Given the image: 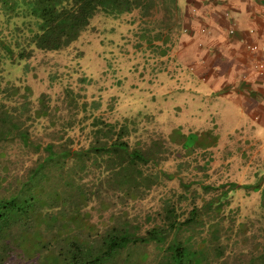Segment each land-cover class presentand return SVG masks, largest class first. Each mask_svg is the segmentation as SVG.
Segmentation results:
<instances>
[{
    "label": "rangeland",
    "instance_id": "374dc122",
    "mask_svg": "<svg viewBox=\"0 0 264 264\" xmlns=\"http://www.w3.org/2000/svg\"><path fill=\"white\" fill-rule=\"evenodd\" d=\"M123 18L122 14L114 18L97 13L91 28L71 46L57 52L33 50L19 59V47L30 48L23 38V35L28 34V24L21 18L7 19L0 10V37L10 42L14 35L17 37L15 41L20 44L15 45L17 48L9 57L5 46L0 47L6 59L0 62L1 86L11 83L18 85L21 91L25 86L32 89V111H28L23 119L32 114L38 96L45 93L48 116L33 122L25 121V125L29 126L30 137L42 138L45 142L51 134L55 135L62 129V125L68 124L73 113L72 104L76 105L79 113L78 121L82 116V104L71 99L69 91L73 90V93L89 102L97 100L103 91L102 107L97 113L108 121L122 118L118 111V100L112 97L121 92L123 107L141 112L140 118L145 127L173 138L169 142L172 146L168 151L166 168L174 177L154 186L142 199L126 200L113 191L102 194L100 198L93 197L88 206L82 209L86 219L78 222L79 228L75 226L77 221L75 224L73 222L77 218H71V227L60 228L56 239V236L46 234L43 229L40 231L35 228L24 233L14 230L8 241L0 242V253L4 255L2 263H51L55 257L59 258L60 252L66 253V245L60 240L66 237L70 240L74 236L72 233L79 234L81 242L99 247L100 237L114 226L129 224L133 231L143 232L149 215H154L159 208L160 198L172 191L185 193L188 198L182 205L189 208L192 202L202 206L217 193L226 192L225 203L218 209L219 242L227 247L224 258L226 264H246L255 252L258 253L259 233L264 231L260 193L264 186V150L252 147L259 144L250 142L249 145L233 131L232 115L226 113L213 98L208 100L201 95L203 83L192 77L185 67H178L174 71L176 66L173 64L171 42L176 37L177 27L163 29L166 38L159 40V35L154 44H150L146 42L148 38L145 36L134 39L132 30L128 29L127 19L125 22ZM118 20H122L121 23ZM17 25L23 28L18 35L15 31ZM153 27L158 31L156 23H153ZM83 76L90 79L89 85L81 82ZM69 133L82 144L87 143L78 127ZM9 144L6 155L0 159V168L4 165L9 168L8 181L16 175V166L11 161L22 158V165L29 166L36 158L30 149H20L18 140L9 141ZM217 150L220 152L215 154ZM8 181L4 185L9 192L14 183L9 185ZM204 184L222 186L205 193L201 188ZM249 185L256 187L249 188ZM57 191L52 192L46 184L40 197L47 201L48 196L54 197L58 202L60 197ZM38 197L35 193L30 215L39 206ZM209 215H212L208 218L212 221L215 214ZM82 224L86 225L85 229ZM160 255L159 249L153 244L131 246L109 259L108 264H157Z\"/></svg>",
    "mask_w": 264,
    "mask_h": 264
},
{
    "label": "trees",
    "instance_id": "16d2710c",
    "mask_svg": "<svg viewBox=\"0 0 264 264\" xmlns=\"http://www.w3.org/2000/svg\"><path fill=\"white\" fill-rule=\"evenodd\" d=\"M0 10L7 19L21 18L28 24V34L23 38L30 48L19 47V59L33 50L57 52L71 46L91 28L97 13L114 18L122 14V20L126 22L127 19L128 29L132 30V37L140 39L145 36L150 44H154L159 35V40L164 38L163 29L178 28L177 0H0ZM153 23L157 24L158 31ZM22 29L16 26L17 35ZM11 38L10 42H6L4 37H0V47L5 46L8 57L14 54V48L20 46L19 41H15L16 36ZM135 42L139 46L138 40ZM4 59L5 54L0 52V62ZM1 81L0 159L6 155L9 141L15 140L20 142V149H30L36 158L29 166L22 165V158L11 161L16 166V175L10 181L7 165L1 166L4 170L0 168V242L10 239L14 230L24 233L35 228L43 229L56 239L60 228L71 227V218H77L73 222L77 221L75 226L79 228L78 222L86 219L82 209L93 197L100 198L102 194L113 191L126 200L142 199L154 186L174 177L166 168L168 151L172 146L169 142L173 138L145 127L140 118L141 112L123 107L121 92L112 97L118 100L122 118L108 121L97 113L102 107L103 91L97 100L91 102L73 93V90L69 91L71 99L82 104V116L78 121L79 113L76 105L72 104L73 113L68 124L62 125V129L55 135L51 134L45 142L42 138H31L29 126L25 125L26 120L33 122L48 116L45 93L38 96L32 114L23 119L28 111H32V89L25 86L21 91L18 85L11 83L2 87ZM81 82L89 85L90 79L83 76ZM76 127L85 135L87 143L82 144L69 133ZM210 159L213 160L212 157ZM7 181L9 185L14 183L9 192L4 185ZM46 184L52 192L58 190V202L54 197L48 196V201L40 197ZM221 186L204 184L201 188L206 193ZM252 187L256 185H249V188ZM262 187L260 193L264 203ZM35 193L39 195L37 201L41 208L35 207L30 215ZM226 197V192L217 193L204 205L192 202L189 208L182 205L188 198L185 193L171 191L160 198L159 208L154 215H149L143 232L133 231L129 224L114 226L100 237L99 247L81 242L80 235L72 233L74 236L70 240L69 237L60 240L67 250L65 254L59 253L61 261L55 257L48 264H108L109 259L123 249L152 244L161 254L157 264H226L227 247L219 242L220 226L217 225L218 209L225 203ZM210 213L215 214L216 221L208 219L212 217ZM259 235L258 253L255 252L246 264H264V231ZM3 256L0 253V264H4Z\"/></svg>",
    "mask_w": 264,
    "mask_h": 264
},
{
    "label": "crops",
    "instance_id": "0c3cea01",
    "mask_svg": "<svg viewBox=\"0 0 264 264\" xmlns=\"http://www.w3.org/2000/svg\"><path fill=\"white\" fill-rule=\"evenodd\" d=\"M177 5L174 71L185 67L203 83L201 95L232 115L233 131L264 150V70L257 67L264 62V0H177Z\"/></svg>",
    "mask_w": 264,
    "mask_h": 264
},
{
    "label": "built area",
    "instance_id": "2783aa9c",
    "mask_svg": "<svg viewBox=\"0 0 264 264\" xmlns=\"http://www.w3.org/2000/svg\"><path fill=\"white\" fill-rule=\"evenodd\" d=\"M242 44H244V43H242ZM248 48H249L250 50H255V49L257 48V46H256V45H249ZM257 67H258V69H260V70H264V62H262V63H258V64H257Z\"/></svg>",
    "mask_w": 264,
    "mask_h": 264
}]
</instances>
